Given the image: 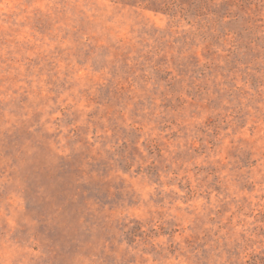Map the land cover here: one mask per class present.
<instances>
[{"label":"rangeland","instance_id":"374dc122","mask_svg":"<svg viewBox=\"0 0 264 264\" xmlns=\"http://www.w3.org/2000/svg\"><path fill=\"white\" fill-rule=\"evenodd\" d=\"M0 264H264V0H0Z\"/></svg>","mask_w":264,"mask_h":264}]
</instances>
